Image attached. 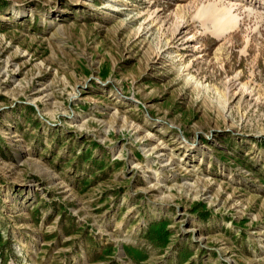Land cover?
<instances>
[{"label":"rangeland","instance_id":"obj_1","mask_svg":"<svg viewBox=\"0 0 264 264\" xmlns=\"http://www.w3.org/2000/svg\"><path fill=\"white\" fill-rule=\"evenodd\" d=\"M0 264H264V0H0Z\"/></svg>","mask_w":264,"mask_h":264},{"label":"bare ground","instance_id":"obj_2","mask_svg":"<svg viewBox=\"0 0 264 264\" xmlns=\"http://www.w3.org/2000/svg\"><path fill=\"white\" fill-rule=\"evenodd\" d=\"M228 14L230 15V17H232V19H233L235 22L238 20V19H237V16L232 14V9H229V10H228Z\"/></svg>","mask_w":264,"mask_h":264}]
</instances>
